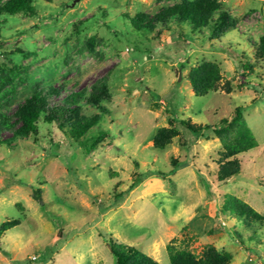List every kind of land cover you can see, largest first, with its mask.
I'll return each mask as SVG.
<instances>
[{
	"label": "rangeland",
	"instance_id": "1",
	"mask_svg": "<svg viewBox=\"0 0 264 264\" xmlns=\"http://www.w3.org/2000/svg\"><path fill=\"white\" fill-rule=\"evenodd\" d=\"M195 1L32 0L34 16H0V113L13 130L17 108L52 87L60 94L51 103L79 94L92 121L76 138L39 119L35 134L0 144V264H114L109 241L158 264H170L171 246L264 264V221L233 212L240 201L264 216V59L255 54L264 0H216L210 21H233L221 29L174 18L148 31L132 24ZM206 62L220 77L197 96L189 75ZM100 85L105 95L90 101ZM236 108L257 146L226 157L203 128L223 127ZM162 129L174 134L159 148ZM233 161L239 173L218 181Z\"/></svg>",
	"mask_w": 264,
	"mask_h": 264
},
{
	"label": "trees",
	"instance_id": "2",
	"mask_svg": "<svg viewBox=\"0 0 264 264\" xmlns=\"http://www.w3.org/2000/svg\"><path fill=\"white\" fill-rule=\"evenodd\" d=\"M216 8V0H197L164 10L153 17L139 15L132 19V24L139 31H148L157 23L166 22L171 18H174L177 23H189L194 28L212 26L213 29H221L225 26H233L231 17L225 13L219 14L214 22L210 21V14ZM16 14L34 16L36 11L32 0H0V16ZM230 22H232V25H229ZM255 54L258 58L264 59V36L260 38ZM244 67L249 68L250 66L245 64ZM219 77L220 71L218 66L214 63L206 62L192 70L189 75V81L196 95L203 96L215 90ZM97 88H101V91H96ZM105 88L103 85L94 87L93 93L89 97L90 101L97 102L100 97H103L105 95ZM59 94L60 90L53 87L49 90L43 89L34 92L17 108L16 115L20 121V125L15 130H13L14 125L9 121V118L4 113H0V144L9 145L18 134L23 136L35 134L36 123L39 119H43L46 122H56L59 128L71 137L79 138L84 136L91 127L92 121L81 113V106L78 104L79 94H68L59 104L51 103L49 98L51 96H58ZM222 123L224 126L221 128L205 126L202 135L205 136L206 132H212L220 137L224 147V156L233 157L257 146L252 132L242 120L241 108H236L232 112L231 117L224 119ZM181 124L187 126L186 121H182ZM4 131H11V137H3ZM230 133L232 135L231 138H227ZM173 134L174 131L170 129H162L159 136L155 138V145L163 148L165 144L164 139L169 140ZM233 162L228 163V165L222 167L217 172L216 179L218 181H224L239 173L238 162ZM172 171H174V167ZM141 180L142 176L138 174L132 185H137ZM233 212L238 221H242L243 223L248 221L261 223L264 221V216L240 201H238V205L234 208ZM6 226H9V224H6ZM108 244L114 264H158L150 256L132 246L114 245L111 241ZM168 250L170 264H230V257L227 253L218 252L212 247L206 248L200 256H196L186 248L175 249L171 246Z\"/></svg>",
	"mask_w": 264,
	"mask_h": 264
}]
</instances>
